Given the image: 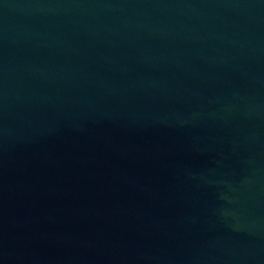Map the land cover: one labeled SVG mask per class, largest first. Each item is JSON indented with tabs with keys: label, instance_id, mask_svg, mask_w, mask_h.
Returning <instances> with one entry per match:
<instances>
[{
	"label": "water",
	"instance_id": "obj_1",
	"mask_svg": "<svg viewBox=\"0 0 264 264\" xmlns=\"http://www.w3.org/2000/svg\"><path fill=\"white\" fill-rule=\"evenodd\" d=\"M0 264H264V0H0Z\"/></svg>",
	"mask_w": 264,
	"mask_h": 264
}]
</instances>
